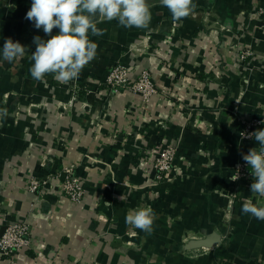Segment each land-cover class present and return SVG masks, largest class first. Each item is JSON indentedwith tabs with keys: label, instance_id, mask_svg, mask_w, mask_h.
<instances>
[{
	"label": "crops",
	"instance_id": "0c3cea01",
	"mask_svg": "<svg viewBox=\"0 0 264 264\" xmlns=\"http://www.w3.org/2000/svg\"><path fill=\"white\" fill-rule=\"evenodd\" d=\"M31 3L0 0V52L8 38L26 47L11 63L0 56V109L9 113L0 118V208L27 218L33 238L32 248L11 258L0 253V264H264V220L241 211L245 200L264 198L239 187L230 206L218 193L235 186L231 169L243 155L259 150L254 137L243 136L246 117L258 120L254 132L264 130V0H193L195 9L180 21L148 0V28L98 22L104 34L89 33L97 55L71 81L81 83L79 92L53 74L31 77L33 38H51L25 18ZM217 23L249 28L253 72L227 48L239 38L234 30ZM117 63L132 75L151 70L160 91L148 104L127 90L109 98L94 82ZM73 93L70 108L56 106ZM170 137L194 172L169 185L155 180L148 150ZM64 161L76 164L83 181L80 202L60 188ZM51 174L59 179L29 190L33 176ZM146 206L156 214L150 235L125 223L129 210ZM3 227L0 220V235Z\"/></svg>",
	"mask_w": 264,
	"mask_h": 264
},
{
	"label": "clouds",
	"instance_id": "9594fccd",
	"mask_svg": "<svg viewBox=\"0 0 264 264\" xmlns=\"http://www.w3.org/2000/svg\"><path fill=\"white\" fill-rule=\"evenodd\" d=\"M172 14L174 21L186 18L195 9L193 0H159ZM26 19L34 22L36 29L50 36L43 40L33 38L36 45L30 59V75L37 81L44 80L47 74H53L61 83L78 79L82 69L97 55V43L89 39V33L102 36L104 30L97 27L98 22L118 20L125 28H148L152 19L148 0H32ZM54 28L59 34L51 35ZM26 47L11 38L5 40L2 61L11 63L17 57L25 55ZM9 115L7 109H0V118ZM264 123V121H262ZM259 145L251 148L242 159L249 165L255 178L250 186L251 193L264 198V130L258 129L248 134ZM239 177L234 176L232 181ZM241 211L264 220V204H256L251 199L244 201ZM156 214L151 206L129 210L125 223L147 234L153 232Z\"/></svg>",
	"mask_w": 264,
	"mask_h": 264
},
{
	"label": "built area",
	"instance_id": "2783aa9c",
	"mask_svg": "<svg viewBox=\"0 0 264 264\" xmlns=\"http://www.w3.org/2000/svg\"><path fill=\"white\" fill-rule=\"evenodd\" d=\"M264 13V9H260ZM107 82L110 87V92L118 93L123 88L129 92L141 93L144 100H147L156 89L153 88L148 80V75L145 74L141 84H132V75L124 64H117L112 67L107 74ZM144 86V87H143ZM136 93V94H139ZM114 96L115 94H111ZM158 145V144H157ZM175 149L173 146L165 142L157 146L156 152L159 155L153 165V176L156 181H165L170 178V170L175 161ZM154 162V161H153ZM246 165H248L246 163ZM249 167V165H248ZM47 175L44 178H35L31 180L29 190L33 193L42 191L54 175ZM59 176V175H58ZM62 182L60 183L61 190L73 201H82L84 196L83 181L76 174L73 164L63 166L60 174ZM59 176V177H60ZM0 220L3 222L4 231L0 235V253L2 256L11 258L15 251L21 249H30L33 246V238L30 231L29 220L27 218L16 216L11 217L3 208H0ZM48 264H63L61 260L55 259Z\"/></svg>",
	"mask_w": 264,
	"mask_h": 264
},
{
	"label": "rangeland",
	"instance_id": "374dc122",
	"mask_svg": "<svg viewBox=\"0 0 264 264\" xmlns=\"http://www.w3.org/2000/svg\"><path fill=\"white\" fill-rule=\"evenodd\" d=\"M261 8L264 9V4H261L260 9ZM260 13L264 14L263 12H260ZM263 18H264V16H263ZM217 25L219 27H221V29L230 30V31L234 30V33L239 38H237L236 41L231 42V44H229L227 46V48L229 49L230 52L234 53L235 62L238 65H240V68H242L246 72H253V68L255 66L252 63L254 61L252 58L255 57L254 56V49L250 45H248L247 43L244 42V39L247 38L248 35H250L249 28L247 26H245V24H243L240 28H233L232 25H228L229 26V28H228L227 25H224V24L222 25L221 23H217ZM117 64H121V63H117ZM117 64L111 66L109 68V70L112 67L116 66ZM124 65L128 68V71L132 75L133 71H131V69L128 67V65H126V64H124ZM109 70H108V72H109ZM145 74L148 75L149 82L151 84H153V88L156 89V91L153 92L151 94V96L147 100L143 99L144 103L148 104L151 101L152 95L157 94V92L160 91L158 89V85H157V83L155 81V78L152 75L151 70L144 69V70L135 72V75H132V84H137L139 86L141 84L142 78H144ZM94 82H97V84L106 86L107 90H109V93L107 95V96H109V98L112 97L111 94H117V93L110 92V87H109V84L107 82V75L105 76V78L102 81H100V80H98V81L96 80L95 81L94 80ZM62 84H65V85L67 84L70 87L71 90L74 89L75 91L77 90L78 92H79L80 88H83V86L80 85L81 83H77V82L71 83V81H69L68 83H62ZM198 87L200 88V86H198ZM122 90L125 91L124 88ZM136 93H139V92H136ZM162 93L166 94L167 91L163 90ZM139 94L141 95V93H139ZM75 95H76V93L71 94L69 101L57 100L56 106L58 108H62V109H65L67 107L70 108L74 104L75 100H77V97H75ZM257 122H258V120L254 119V117H252V118H248V116L246 117V127H245V130H244V133H243L244 137L249 138L248 134L254 132V128H255V125L257 124ZM165 142L170 143L173 146V148L175 149L174 150L175 151V161H174V164L172 166V169L169 172L170 178L166 179L165 181H161V182H164V183L170 185L176 180H178V181L179 180H185L188 176H190L192 174V172H194V165L192 164V159L191 158L190 159L188 158L189 160L188 159H182L181 158L182 156L178 155L180 142H179V139H177V137H170V138L162 139V141L158 145L151 146L149 148L148 155L150 156L149 160L151 161V164H153V165L155 164L156 158L159 155V152H156L157 146H159L161 144H164ZM201 150H202V154L203 155H208L207 149H201ZM45 164H46V162L44 163V165ZM67 164H73L74 165V170L77 168L76 164L73 161H64L63 166H65ZM205 164H206V166H208L210 164V162H205ZM51 172H53V171H51ZM60 172H62V169L60 170ZM234 176H238L239 177L237 180L233 181L235 183V186H231V187H228V188L225 187V188H222V189L218 190L219 195L224 197V198H226L227 201L229 202L230 206L235 201V198L238 195V192H239L241 187H245V186L246 187H250L251 184L253 182H255V178L251 174V169H250V167H248V165H246L245 161H243L241 163L238 162L234 166V168L231 169V176H230L229 180L232 181L231 178L234 177ZM45 177H47V176H45ZM53 177L55 179H59V178H57L55 176H53ZM35 178L36 177L33 176L31 178V180H34ZM31 180H30V182H31ZM30 182H29V185H30ZM231 213L232 212H230L229 214H225V215L233 216V214H231ZM224 238H225V236H222L221 239L224 240ZM215 239H216V236L214 238H212V239H209V240H215ZM200 247H202L203 249L210 248L209 245L202 244V243L200 244Z\"/></svg>",
	"mask_w": 264,
	"mask_h": 264
},
{
	"label": "water",
	"instance_id": "95a60500",
	"mask_svg": "<svg viewBox=\"0 0 264 264\" xmlns=\"http://www.w3.org/2000/svg\"><path fill=\"white\" fill-rule=\"evenodd\" d=\"M3 230H4V227H3Z\"/></svg>",
	"mask_w": 264,
	"mask_h": 264
}]
</instances>
